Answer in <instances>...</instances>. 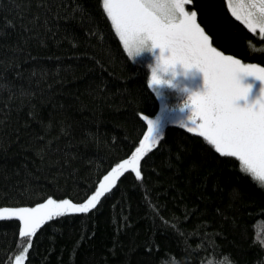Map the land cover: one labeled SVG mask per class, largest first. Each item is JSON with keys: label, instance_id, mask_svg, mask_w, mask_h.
<instances>
[{"label": "trees", "instance_id": "16d2710c", "mask_svg": "<svg viewBox=\"0 0 264 264\" xmlns=\"http://www.w3.org/2000/svg\"><path fill=\"white\" fill-rule=\"evenodd\" d=\"M229 4L186 8L217 50L264 67V38ZM148 64L129 61L102 0H0V207L82 203L133 156L158 111ZM160 135L142 179L125 170L88 212L29 237L0 219V264L25 249L21 264H264V185L179 125Z\"/></svg>", "mask_w": 264, "mask_h": 264}, {"label": "snow or ice", "instance_id": "6c2138e0", "mask_svg": "<svg viewBox=\"0 0 264 264\" xmlns=\"http://www.w3.org/2000/svg\"><path fill=\"white\" fill-rule=\"evenodd\" d=\"M192 3L193 0H102V7L125 52L138 37L145 36L153 48L159 49L166 65L180 64L202 73L204 91L189 97L193 110L191 122L180 127L202 137L220 156L234 157L240 162L242 172L264 185V88L253 104L244 107L237 104L249 92L248 87L241 86V78L250 76L264 84V67L242 63L217 50L210 36L197 23V12L186 8ZM241 9H246L243 19L229 4V10L237 20H242L252 32L258 27L264 38V0H247ZM160 83L153 74L148 85L154 88ZM146 123L148 135L132 160L105 177L100 190L83 206L76 207L68 200L55 203L48 199L46 204L36 208L0 210V219L18 218L23 225L20 236L29 237L45 220L63 216L68 210L86 213L95 208L106 187L112 185L121 170L129 165L136 178L142 179L139 161L144 154L145 142L154 146L163 138L156 134L154 121L147 119ZM21 259L17 256L16 264H20Z\"/></svg>", "mask_w": 264, "mask_h": 264}, {"label": "rangeland", "instance_id": "374dc122", "mask_svg": "<svg viewBox=\"0 0 264 264\" xmlns=\"http://www.w3.org/2000/svg\"><path fill=\"white\" fill-rule=\"evenodd\" d=\"M246 3H247V0H232V4L236 9L235 11H237V13L241 15L242 19H243V12L246 11V9L242 10L241 5L246 4ZM240 21L242 22V20H240ZM255 32L260 33L258 27L256 28ZM153 54L159 55V49H154ZM137 60H144L150 64V63H152V56L145 54L143 57L137 58ZM176 71L179 74V73L184 72V69L180 65H177ZM165 79H167V77H165ZM245 79L247 80V84H248L249 88L251 89V91H253L257 95H261V89L264 88V84H261L260 81L256 80L253 77H248ZM174 83L177 85L176 88H170L167 85H161L159 87L154 86V88H153V91L155 92L157 99H158V111H157L156 115H154L153 117H151L149 119L156 123V134L157 135L161 134L162 128L164 127L165 124H175V125H179V126L183 123L186 125L190 124V122H191L190 118L192 116L193 110H192L190 103H189V96L192 94H202L204 91L203 75H202V73H200L195 68L188 70L186 77L178 76L177 80L174 81ZM182 87H187L188 91L187 92L180 91V88H182ZM249 96H250V92H248L247 97L249 98ZM181 107L183 108L182 111H181ZM146 135H148V127H147V131H146ZM141 142H144V138ZM140 145H141V143L136 148L133 156L136 154L137 149L140 148ZM152 147H153V145H149L147 142H145L144 153ZM133 156H131L130 158H127L123 161H120L116 166H114L104 176V178L98 184L96 190L84 202L76 203V204L71 203V204L76 206V207H80V206H83L85 203H87V201L89 199H91L92 196L96 195L97 191L100 190V185L102 183H105V177L109 176L113 172L114 169L119 168V166L121 164H124L126 161H131ZM125 170H131V166L129 165L128 167H126V169L121 170V173L118 174V177ZM118 177H117V179H118ZM116 180L114 181V183L112 185H108L106 187V190L104 191V193L106 191H108L115 184ZM20 208H22V207H11V208L10 207L9 208H1L0 207V210L7 209L9 211H13V210H17ZM67 212H72V211L68 210ZM22 226L23 225L21 223V227ZM19 256L22 257V259L20 261V264H21L23 261V258L25 256V251H23ZM14 264H16V258H15Z\"/></svg>", "mask_w": 264, "mask_h": 264}, {"label": "clouds", "instance_id": "9594fccd", "mask_svg": "<svg viewBox=\"0 0 264 264\" xmlns=\"http://www.w3.org/2000/svg\"><path fill=\"white\" fill-rule=\"evenodd\" d=\"M153 48L152 43L150 40H148L145 36H140L137 38L136 42L133 43L129 49L126 51V55L132 63H135L137 58L143 57L145 54L152 56V63L148 64L147 67L150 72V80L155 74L157 79L160 80V84L157 86L161 85H167L170 88H176L177 85L174 83V81L177 80L178 76L186 77L188 68H185L184 66L180 64L176 65H166L163 60L161 59V53L159 51V55H154L153 54ZM167 54H165L166 56ZM180 65L183 69L184 72L182 73H177L176 71V66ZM167 77V79H165ZM150 89H153L152 87H149ZM180 91L182 92H187L188 88L187 87H182L180 88ZM191 96V95H190ZM189 96V97H190ZM183 108L181 107V111Z\"/></svg>", "mask_w": 264, "mask_h": 264}]
</instances>
